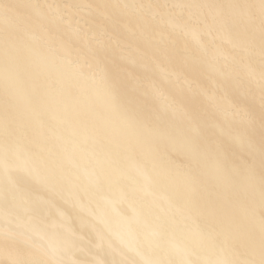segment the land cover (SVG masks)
<instances>
[{
  "label": "bare ground",
  "instance_id": "6f19581e",
  "mask_svg": "<svg viewBox=\"0 0 264 264\" xmlns=\"http://www.w3.org/2000/svg\"><path fill=\"white\" fill-rule=\"evenodd\" d=\"M0 264H264V0H0Z\"/></svg>",
  "mask_w": 264,
  "mask_h": 264
}]
</instances>
